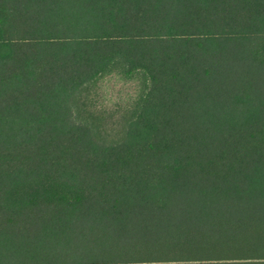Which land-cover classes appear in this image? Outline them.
<instances>
[{
	"label": "trees",
	"instance_id": "obj_1",
	"mask_svg": "<svg viewBox=\"0 0 264 264\" xmlns=\"http://www.w3.org/2000/svg\"><path fill=\"white\" fill-rule=\"evenodd\" d=\"M0 264H264V0H0Z\"/></svg>",
	"mask_w": 264,
	"mask_h": 264
},
{
	"label": "rangeland",
	"instance_id": "obj_2",
	"mask_svg": "<svg viewBox=\"0 0 264 264\" xmlns=\"http://www.w3.org/2000/svg\"><path fill=\"white\" fill-rule=\"evenodd\" d=\"M132 93V85H125L113 80H105L101 84L97 96V104L106 111L112 109L114 106L124 107L128 95ZM132 95V94H131Z\"/></svg>",
	"mask_w": 264,
	"mask_h": 264
}]
</instances>
